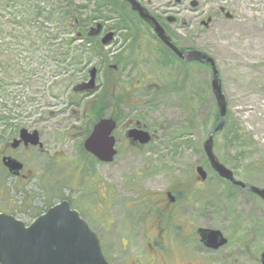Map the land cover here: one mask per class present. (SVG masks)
<instances>
[{
    "label": "rangeland",
    "instance_id": "1",
    "mask_svg": "<svg viewBox=\"0 0 264 264\" xmlns=\"http://www.w3.org/2000/svg\"><path fill=\"white\" fill-rule=\"evenodd\" d=\"M115 1L123 4V0ZM138 1L164 19L176 17L182 24L169 29L179 45L216 61L227 98L229 128L217 135L215 154L238 180L264 188V0ZM67 3L80 17L74 25L81 21L86 33L98 23L113 32V43L100 49L101 54L96 55L100 48L97 40L101 41L102 36L91 44L77 37L83 33L65 19ZM98 6L89 0H0V118L5 119L0 121V162L6 145L18 138L22 129L30 133L36 129L41 135L43 150L33 147L22 151V146L13 155L36 172V186L51 174L46 168L59 170V161L53 159H75L89 123L84 109L100 94L109 76L118 78L121 87L116 88L117 95L131 93L137 108L122 109V127L114 134L119 155L113 163L97 167L117 193L109 214L112 225L107 215L106 228L95 229L103 253L113 264L147 256L145 232L131 229L121 204L136 196L128 190L132 176L141 173L138 187L161 192L176 179L185 181V187L192 186L196 167L202 166L210 179L206 186L195 188L204 192L214 189L215 196L208 197L209 207L207 197L196 205L191 203L199 225L223 231L239 264H259L257 259L264 251V201L219 182L203 149L215 126L211 68L204 64L186 68L176 59L166 65L153 32L138 24L130 8L134 20L131 27L137 26L135 44V40L126 39L117 11L100 9L98 19L86 20ZM228 13L231 19L226 17ZM120 54L123 58L119 62L126 68L115 74L112 66ZM93 68L97 69V89L90 95L82 86L90 81ZM185 70L189 74L184 82ZM175 81L180 83L183 97L173 91ZM194 111L195 126L191 127ZM105 113L109 115L111 110ZM136 122L155 135L142 153L127 147L123 132ZM6 183L3 191L0 180V211H12L27 219L29 215L23 212L33 198L27 191L34 184L23 191L15 180L7 179ZM123 240L130 242L124 246Z\"/></svg>",
    "mask_w": 264,
    "mask_h": 264
},
{
    "label": "flooded vegetation",
    "instance_id": "2",
    "mask_svg": "<svg viewBox=\"0 0 264 264\" xmlns=\"http://www.w3.org/2000/svg\"><path fill=\"white\" fill-rule=\"evenodd\" d=\"M145 9L157 19L158 23L166 32V35L171 38L172 42L180 51L187 53L194 50L181 47L176 36L169 29L170 26L181 25V21L179 22V20L173 16H165L164 19L162 15L151 13L147 7H145ZM135 18L139 25L153 32V38L161 45L160 49L162 50L161 53L164 58L167 55L166 53H169L172 59L183 62V60L158 38L154 29L149 24L143 21L138 15H136ZM203 24L205 23L203 22ZM136 28L137 26L135 28L130 27L129 34L131 36L128 42L129 40L131 41V39L135 40L132 44H135L138 39H134L136 36ZM108 32V29L103 27L101 36H105ZM134 50L142 51L143 48H135ZM119 61L120 60L113 66L115 74L124 70L123 67L125 64ZM116 80L118 81V78H116ZM118 82L121 84L120 81ZM138 124L140 126H138ZM94 126L92 127V131ZM121 127L122 125L120 128ZM135 128L146 130L137 122L134 126L132 124L131 126L125 127L123 132L128 140L127 147H131L137 153H142L151 143L142 145L138 141L130 138L128 132ZM34 131H36V129H34L33 132ZM150 135L153 142L155 140V135L153 133H150ZM18 138H14L6 145L2 158H15L13 156L14 153L23 146L20 145L17 149L12 147L13 142ZM82 147L85 151L83 144L75 159L66 160L64 165H60L61 162L56 164L59 170H53L51 167L46 168V171H51V174L48 177H44L37 186L36 172L27 169L25 164H23L24 169L18 177L10 174L9 170L3 166L8 175V179L15 180L19 189L27 191L26 189H28L31 184H34L33 187H30V191H27L28 195L33 197L29 203H26L27 206L30 207L23 212L29 215V217L27 219L20 218L14 213L19 220L23 221L27 226H31L35 221L46 215L51 208L63 202H67L70 209L72 211H77L80 217L89 224L93 231L96 232V226L101 227V229L106 228L104 223L105 216L108 215L110 217L109 214L114 204V196H116L117 193L114 192L112 186L105 181L97 169L99 165L108 164L98 161L93 155L86 151L83 154ZM31 148L33 147L23 146L22 151H30ZM117 151L119 155V150L117 149ZM55 163H57V161ZM142 176L141 173L140 175L136 173L132 176L131 185L128 190L136 194V196L126 199L121 204L125 207L127 212L125 216L131 229L145 232L143 235V246L147 252V256L145 259H140L135 262L129 260L124 264H239V261L233 256V251L230 250V239L218 228L201 227L192 209L193 205L200 202L198 199H195V191L200 189L195 188V185L202 187L206 186V183L210 179L209 177L205 182L200 181L198 176H196V178L193 177V182H191L192 186L188 185V187H185V181L176 179L170 186L166 187V189L161 192H156L155 190H145L136 185L137 182L142 179ZM188 196L191 198L189 202H186L185 199H188ZM9 213L13 212L9 211ZM110 221L111 226L113 223L111 217ZM201 229L221 231L228 240L227 244L218 249L208 248L202 242V237L200 235ZM122 242L123 245L126 246L130 241L123 240ZM238 252L242 253L243 251L239 250ZM263 256L264 251L261 252L260 257L257 259L259 264H263ZM107 259L110 264H113L108 257Z\"/></svg>",
    "mask_w": 264,
    "mask_h": 264
},
{
    "label": "water",
    "instance_id": "3",
    "mask_svg": "<svg viewBox=\"0 0 264 264\" xmlns=\"http://www.w3.org/2000/svg\"><path fill=\"white\" fill-rule=\"evenodd\" d=\"M137 12L140 18L149 24L162 42L170 48L180 59L186 63H206L211 66L212 91L215 95L221 121L204 143V152L209 160L211 168L222 179L229 181L237 187L258 196L264 201V188L247 185L235 178L233 171L228 169L217 158L214 145L215 135L225 128L228 105L220 82L219 71L215 60L200 52L190 51L183 53L166 35L157 19L152 16L137 0H125ZM197 7V3H193ZM222 11H225L222 9ZM227 18L231 19L228 13ZM102 32V24H98L89 33V37H97ZM114 38L113 33L107 34L102 45H109ZM91 80L82 86L84 92L96 89L97 69L90 72ZM138 126H140L138 124ZM117 123L112 119H102L95 125L90 137L85 141V150L102 163L114 162L118 151L117 140L114 132ZM128 136L142 145L152 142L149 132L143 129H132ZM26 147H43L38 131L29 133L26 129L20 132V139L15 140L13 148L17 149L21 144ZM3 165L10 174L18 177L24 166L12 157H4ZM199 178L206 181L208 175L203 167L197 168ZM202 242L212 249H218L228 240L222 232L211 229H201ZM0 264H110L105 258L100 239L88 223L80 217L77 211H72L67 202H63L51 208L46 215L35 221L31 226L18 220L13 215L0 213ZM264 264V256H263Z\"/></svg>",
    "mask_w": 264,
    "mask_h": 264
},
{
    "label": "trees",
    "instance_id": "4",
    "mask_svg": "<svg viewBox=\"0 0 264 264\" xmlns=\"http://www.w3.org/2000/svg\"><path fill=\"white\" fill-rule=\"evenodd\" d=\"M89 1L97 2V4H99V6H98V9L95 10L93 15H91L88 18H86V20L88 22H90L91 20H96V19L99 18V16H97L96 14L98 12H100V9L103 10L104 8H108L110 13H113V12L117 11L119 16H120L119 22L123 21L122 23H123L124 26L122 27V29L126 33V35H125L126 39L128 40L130 38L131 35L129 34V31H130V27H131V23L133 22V19H132V16H130L131 12H130V14L128 12V9L130 8L128 3H126L124 0L122 1L123 2L122 5L118 4V2H116L115 0H89ZM67 5H68V3H67ZM64 10H65L64 14H66V16H67L65 19L67 20V22H71V27L74 28L75 30H78L79 28H81L82 33H83L82 39L86 40V42H87L86 44H88V43L91 44L93 41L97 40V39H92V38L88 37V35H87L88 32L86 33V30H83L82 29L83 27H81V21H79L80 25H78V26L74 25V22L76 24V21L79 20V18H80V17H78V11L77 10L72 9V7L69 6V5ZM127 12L129 14V18L130 19L129 18L127 19V17H126V13ZM40 15H42V14L38 13V16H40ZM76 27H77V29H76ZM118 28H121V27L118 26ZM75 33H76V31H75ZM77 37H79V36H77ZM97 43H98V46L100 47L98 49V52H100V53L97 52L96 55H99V54H101V51L105 50V49L101 45L99 40H97ZM100 49H102V50H100ZM120 58H123V55H121V54L118 55V60H120ZM165 58H166V65L167 64L171 65V62L174 60V59L171 58V55H166ZM116 63H117V61H116ZM180 63L182 65H184V67H186V68L189 66L186 63H183V62H180ZM205 66H207L208 68H211L209 65H205ZM125 68L126 67L124 66L123 69L125 70ZM114 73H115V70H114ZM188 74L189 73H187V70H185V77L183 79L184 82L188 79ZM174 84L175 85H173V87H174L173 91L178 92V94L183 97L184 96L183 92L180 93L181 87L178 88L180 83L178 81H175ZM222 86H223V84H222ZM117 87H121V84H119V82L116 80V78H113V77L109 76V78H107V83L105 84V86L102 89V91L100 92V94L95 98V100L90 101L89 105L87 106L88 108L84 109V113H86L85 115L87 117H89V123L84 127V129H85V131H84V133H85L84 134V139L87 138L90 135V133L92 131V127L95 125V123H97L105 115H107L105 113L107 110H111V114H109L107 116L112 118V119H114L118 123H120V122H122L124 120V117H122V115H120L119 113H122V111L124 110V107L137 108V106L132 103V95H131V93H129V95H127V92L124 91L121 94V96H118L117 92H116V90H117L116 88ZM223 91H224V87H223ZM124 94H125L126 97L124 96ZM88 111H91V114H89ZM194 117H195V111H194V114H193V121L191 123V127L195 126ZM3 120H5V119L0 118V121H3ZM227 120H228V114H227V118H226V122L227 123L225 125V128L223 129V132L227 128H229V123H228ZM220 121H221V116H220L219 109H218V106H217V103H216L215 104V112H214V123H215L214 129L219 125ZM184 130H187V128H185ZM183 131H181V132H183ZM218 134H220V132ZM217 135L215 136V139H216ZM181 136H184L183 133H181ZM82 145L83 144H81V146ZM82 153L83 154L85 153L83 147H82ZM81 157H83V156H81ZM53 160L61 162L60 165H64V163H65V160H60V158H57V159L55 158ZM7 179H8V175H7L6 171L4 170V168H3V166H2V164L0 162V180L3 181V184L1 185V187H3L2 188L3 191H4V187H6ZM217 179H218L219 182H225V181L221 180L218 176H217ZM225 183L231 189L238 190V188H235L230 183H228V182H225ZM11 190H12V188L10 187V192H11ZM22 190L25 191L24 189H22ZM213 190L214 189H210V191H207V192L205 191L204 192L202 189H199V190L195 191V199H198L199 201H202V200H205L206 197L208 199V197H210V196H215V192ZM216 197H217V195H216ZM229 197H230V195H229ZM209 201L210 200L208 199V205H207L208 207L211 205ZM206 203H207V200H206Z\"/></svg>",
    "mask_w": 264,
    "mask_h": 264
}]
</instances>
